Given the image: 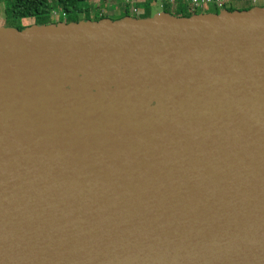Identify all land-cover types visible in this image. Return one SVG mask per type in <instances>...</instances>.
Listing matches in <instances>:
<instances>
[{
	"label": "water",
	"instance_id": "95a60500",
	"mask_svg": "<svg viewBox=\"0 0 264 264\" xmlns=\"http://www.w3.org/2000/svg\"><path fill=\"white\" fill-rule=\"evenodd\" d=\"M0 264H264V8L1 27Z\"/></svg>",
	"mask_w": 264,
	"mask_h": 264
},
{
	"label": "trees",
	"instance_id": "16d2710c",
	"mask_svg": "<svg viewBox=\"0 0 264 264\" xmlns=\"http://www.w3.org/2000/svg\"><path fill=\"white\" fill-rule=\"evenodd\" d=\"M4 1L11 2V6L6 10V16L9 20L14 22H21L27 20H34V24L36 25H54L63 22L64 18H67L68 15L77 13V14H87L86 20H91V11L98 12L101 8L98 6L94 9V5L89 8H80V5L84 3H88L90 0H0V3ZM103 4H107L112 0H101ZM151 2H155V0H145ZM168 6L164 8L165 13H170L168 11ZM214 10L215 14H219L222 9L217 7H211ZM223 10H226L225 7ZM249 9H245L246 11ZM176 13L172 14L176 17H192L195 14H199L197 11L190 12L188 7L183 5H178L176 8ZM230 12H234L235 10L230 9ZM103 12V10H101ZM126 17L128 15V10L126 11ZM171 14V13H170ZM149 18L150 16H144L143 18ZM105 16H101L100 19H96L95 21H101L105 19ZM142 19V18H140ZM80 18L76 17L73 19H67L65 23L71 22H79ZM94 21V20H93ZM119 21V20H118ZM8 24V27L15 28L19 31L23 30L27 27V25H18L16 24ZM7 27V26H6Z\"/></svg>",
	"mask_w": 264,
	"mask_h": 264
},
{
	"label": "rangeland",
	"instance_id": "374dc122",
	"mask_svg": "<svg viewBox=\"0 0 264 264\" xmlns=\"http://www.w3.org/2000/svg\"><path fill=\"white\" fill-rule=\"evenodd\" d=\"M255 0H228V2L225 4V9L230 10L233 9L235 11H243L245 9H253V8H264V0H257V2H254ZM94 5V9L96 7H100L103 12L96 11L93 13L91 11V20L90 21H95L96 19H100L101 16H105L106 18L113 20V21H118L126 17V11L128 10V15L133 18H143L144 16H150L149 18H152L156 16L159 13H164V8L161 7L160 3L157 2H149V1H136L135 6L139 9V12L136 14L131 11V5H127L124 0H112L111 2L107 4H103L101 0H90L88 3H84L80 5V8H89L90 6ZM11 6V2L9 1H4L0 3V28L1 27H8V24L13 23L11 20L8 19L6 16V10ZM167 7V6H166ZM168 11L171 14H175L176 11L172 6H168ZM223 10V9H222ZM192 12V10H189ZM199 14L202 13H214V10L211 7H206L204 11L198 10L197 11ZM79 17L80 21L86 20L87 14H77L73 13L68 15L67 18L63 19V22H66L67 19H73ZM86 17V18H85ZM148 18V17H147ZM13 24L18 25H27L31 26L34 24V20H27V21H21V22H14Z\"/></svg>",
	"mask_w": 264,
	"mask_h": 264
},
{
	"label": "built area",
	"instance_id": "2783aa9c",
	"mask_svg": "<svg viewBox=\"0 0 264 264\" xmlns=\"http://www.w3.org/2000/svg\"><path fill=\"white\" fill-rule=\"evenodd\" d=\"M127 5H131V11L134 13H138L139 9L135 6L136 1H145V0H124ZM257 0L254 2L256 3ZM155 2L160 3L161 7L172 6L176 10L178 5H183L191 9L192 12L202 10L206 7H217L219 9H223L228 0H155Z\"/></svg>",
	"mask_w": 264,
	"mask_h": 264
},
{
	"label": "crops",
	"instance_id": "0c3cea01",
	"mask_svg": "<svg viewBox=\"0 0 264 264\" xmlns=\"http://www.w3.org/2000/svg\"><path fill=\"white\" fill-rule=\"evenodd\" d=\"M257 2V1H256Z\"/></svg>",
	"mask_w": 264,
	"mask_h": 264
}]
</instances>
